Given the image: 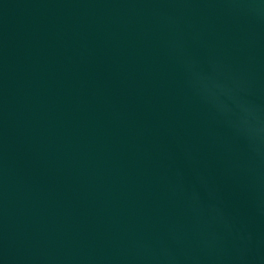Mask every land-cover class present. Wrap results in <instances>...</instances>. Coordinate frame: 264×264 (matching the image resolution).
I'll list each match as a JSON object with an SVG mask.
<instances>
[{"label": "water", "instance_id": "95a60500", "mask_svg": "<svg viewBox=\"0 0 264 264\" xmlns=\"http://www.w3.org/2000/svg\"><path fill=\"white\" fill-rule=\"evenodd\" d=\"M0 264H264V0H0Z\"/></svg>", "mask_w": 264, "mask_h": 264}]
</instances>
